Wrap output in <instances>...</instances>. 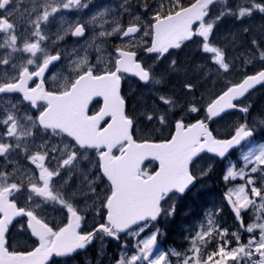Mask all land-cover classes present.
I'll list each match as a JSON object with an SVG mask.
<instances>
[{"label":"snow or ice","instance_id":"1","mask_svg":"<svg viewBox=\"0 0 264 264\" xmlns=\"http://www.w3.org/2000/svg\"><path fill=\"white\" fill-rule=\"evenodd\" d=\"M90 3L0 0V264H73L75 257L97 240L103 247L105 238H111L127 249V236L137 237L135 252L130 257L121 252L115 264H264V222L245 224L244 220L249 209L264 210V144L258 151L244 154L242 166L233 164L221 177L229 185L223 199L239 222L237 230L230 232L209 219L207 227L191 236L183 253L173 250L153 255L162 235L155 223L174 213V207H165L172 194H183L213 170L210 162L199 177L193 175L194 161L205 153L224 159L254 135V125L239 122L232 125L227 137L219 138L209 123L224 119L230 110L250 112L251 106L244 101L257 85L264 86V26L260 36L250 41L258 56L244 62L246 67L258 59L261 67L251 74L241 72L238 81H229L210 96L206 106L203 100H195L196 86L187 81L182 85L183 94L190 98L186 105L172 95H157L167 107L163 114L147 115V120L167 126L176 109L180 110L176 115L184 113L172 121L173 134L164 141L134 139L135 120L126 113L121 94L125 75L137 77L145 85L161 84L164 78L155 76V71L165 61L169 72H179L173 50L194 37L200 38V51L211 54L216 75L230 76L235 65L216 43L215 32L227 17L243 25L255 14L264 16V0H237L234 6L222 0L224 7L215 12L217 0H191L187 6L182 0H169L167 7H152L144 0L140 4L144 15L152 13L147 22L133 11V0H123L121 18L126 14L127 22L122 24L117 18L110 31L99 32L101 37L121 40L109 59L93 64L86 55L75 62L74 76L64 77L59 86H49L58 80L62 63L58 42L67 35L85 37L96 23V14L81 18ZM69 12L76 13L71 22L64 19ZM58 19L63 23L53 32L51 26ZM242 31L248 33L249 28ZM141 52L149 54L151 63L145 62ZM12 94H19L16 103ZM96 97L102 98L103 106L89 114ZM198 113H203L204 119L186 122L188 114ZM57 137L60 145L51 142ZM137 150L150 151L141 156V163L129 168L128 161ZM89 152L95 156L85 171L80 165L89 159ZM149 157L158 161V170L151 173L141 166ZM20 159L28 165L22 168ZM162 160L170 165L161 178ZM74 173H79V185ZM158 178L163 186L154 190ZM237 180L240 183L232 184ZM133 181L142 185L137 204L128 198ZM80 186L87 191L81 192ZM81 195H87L92 203L85 201L81 206ZM48 208L59 212L63 222L51 221L45 215ZM89 210L91 226L86 219ZM17 227L34 239L33 247L14 246L11 230ZM150 228L151 233L143 238ZM241 229L249 234L246 242Z\"/></svg>","mask_w":264,"mask_h":264},{"label":"rangeland","instance_id":"2","mask_svg":"<svg viewBox=\"0 0 264 264\" xmlns=\"http://www.w3.org/2000/svg\"><path fill=\"white\" fill-rule=\"evenodd\" d=\"M140 2L143 3L144 0H139V2H137V0H133V10L134 8H139ZM147 2L152 7H159L161 4H163L165 7L169 5V0H147ZM122 3L123 0H91L88 9L84 10L81 18L90 17L92 14H96L97 20L95 25L88 31H86L85 37L71 38V35H67L63 40H60L58 42V49L67 51V53H64V55H66V58L64 59V65L61 66V71H63L64 74L62 77L59 76L57 82H55L56 86H59L63 83L64 77H71L75 74L70 72L73 69V62H78L86 55L88 60L93 64L97 63L98 59L101 61H107L109 59V53L115 48V46L121 44V40L117 36L101 37L99 36V32L102 30L110 31L114 26L112 22L117 18H120V23H126V20H128L129 17L123 15L121 18ZM220 9L221 7H218L215 11H219ZM142 10L144 9L142 8ZM101 11L105 12V15L102 17L98 15V13ZM151 16L152 13H148V15L145 16L146 18L142 17V19L147 22L151 19ZM75 18L76 13L74 12H69L64 17V19L68 22H71ZM229 18L230 17H227L226 19ZM250 21L252 23V26H254L253 30L249 29L250 33L239 31L240 29L242 30L243 27H247V21L245 22V24L241 25L240 22L235 21L234 19L229 20L224 25V27L223 21L215 32L216 43L224 48L226 56L235 65L236 71H234L230 76L225 77L222 75H216L215 66L210 60L211 54H205L200 51V38L194 37L192 41H189V43L187 42V44H185V46H183L181 49L173 50L172 58L176 59L177 64L180 68L179 72H169L167 70L168 61H165L163 64H159L157 66L155 76L163 77V83L148 84V88H145L141 87L139 83H136L134 78H131L130 83L127 82V91L130 96L131 106L129 115L132 113L131 111L135 110L136 108H138L139 110L146 108L145 114L142 111H140L139 113L140 122L138 126L142 130L141 132L159 131L163 127L155 119H153L152 121L146 119V116L150 114L154 117L157 114H163L167 107L157 99L158 94L172 95L176 99H178L182 105H186L190 98L186 97L183 94L182 85L187 81L193 83L196 86L195 100H203L204 105L206 106L207 100L210 96H214L216 93H219L229 81L233 82V78L235 76H239L241 72H245V60L252 59L254 56H258V53L254 52L252 58L247 57V45L243 44V46L240 47L239 45L241 42L235 36L237 35L238 38H242L246 34L250 40L253 38V36L259 37L262 29L258 28V25L254 24L259 21L264 22V16L255 14L249 20V22ZM61 23H63V21L58 19L56 24L51 26V30L55 32V29H57V27H59ZM218 33L220 34V36L218 35ZM100 37L104 40V47L103 40H100V42H96V40H98ZM144 39L150 41V38ZM239 47L241 49L240 51H238ZM50 51L53 50L50 49ZM141 56L146 63H151L149 54L141 52ZM255 61H258V59H253L252 64H249V66H252L254 68L258 67V63ZM65 69L66 72H64ZM258 98L259 103H256L254 107L260 109V111L256 115L257 121L259 127L264 128V124L260 123V121H264V94L258 96ZM179 111V109L175 110V112ZM175 112L169 115V127L173 126L172 121H174L175 119H179L180 115H184V113L176 115ZM196 117L203 118V113L188 114L185 117L186 122H192ZM233 124H235V120L233 118H230L223 121L214 122L212 124V128L217 132V134L222 135L229 133ZM261 144H264V138H255L247 142L246 145H244L239 150V152L236 153L231 159H228L223 164L218 165L216 170H212V172L208 175L203 176L205 177L204 179L208 182L205 187H210L211 190L206 194H202L200 192V195H204L205 198H202L200 202L199 200L197 202L195 201L197 204L195 210H192V208L184 207L182 211H178L181 203H177V201H179L180 199L178 196H171L165 207H174V213L171 215L162 216L161 224L159 222L158 224L155 223V228H158L162 235L158 236L157 246L154 249L153 255H156L161 251L171 253L173 250L183 253V251L190 246L189 241L191 236L195 232L200 231L202 227H207L209 219H212L217 224H219V221H217V214H221L219 208L214 207L212 203H209L206 199L210 197H216L218 201H216L215 204H218L220 200L219 190L223 185V180L221 179V177L225 173V170L231 167L233 164H235L237 168L241 167L243 163L242 156L248 151H258ZM94 156L95 153H88L89 159L86 160L88 167H90L89 161L93 160ZM216 161L217 160L214 157L205 155L195 162L194 166L192 167V171L199 174L208 167L210 162L214 167ZM143 168L151 173L155 169V163L148 162L143 166ZM238 183H240L239 180L232 182V184ZM195 197L197 196L194 195V200ZM250 213L253 214L252 209H250ZM256 213L257 217L251 223L264 222V219H262L264 218V210H260L258 208ZM174 216H177L178 218L183 220V233L180 236L178 234H174L171 238L164 237L162 225L163 223L168 222ZM227 227L229 228V225H227ZM233 230L234 229L229 228L230 232ZM151 231L152 229L150 228L146 233L142 234L143 238H146L147 235L151 233ZM258 231L259 229L256 230V232ZM242 235H244L242 241L246 242L249 234L242 232ZM126 239L128 243L127 249H121L119 242L110 243V241L107 240L103 241L102 247L101 242L99 241L95 245V247L91 249L89 254L83 255L80 259L75 258L73 264H77L78 262H80L81 264H115V262L120 258L121 252L130 257L135 252V248L133 246L138 242V240L137 237L134 236H127ZM176 243L179 245H176ZM173 259L175 260L176 258L173 257Z\"/></svg>","mask_w":264,"mask_h":264},{"label":"flooded vegetation","instance_id":"3","mask_svg":"<svg viewBox=\"0 0 264 264\" xmlns=\"http://www.w3.org/2000/svg\"><path fill=\"white\" fill-rule=\"evenodd\" d=\"M26 1L27 0H24V2L26 3ZM237 2V0H228V3H229V5H231V6H234L235 5V3ZM142 2H140V4H141ZM182 3L185 5V6H187L189 3H190V0H182ZM218 7H224V5H223V3H222V0H219V1H217V4H216V6H215V8H214V12H215V10H216V8H218ZM136 14L137 13H139V14H141V17H144V18H146L145 16H144V10H142V7H140L139 6V8H134V10H133ZM126 15V14H125ZM127 16V15H126ZM126 16H125V18H126ZM233 18H229V19H226L225 18V20H224V24H223V27H224V25L229 21V20H232ZM126 22H127V20H126ZM221 25V24H220ZM246 25H247V27L249 28V29H251V30H253L254 29V26H252V23H251V21L249 22V20L246 22ZM254 25H258L257 27L258 28H261L262 29V26H264V22L263 21H259V22H257V23H255ZM56 30V29H55ZM240 32H243L241 29L239 30ZM220 33V32H219ZM218 33V35L220 36V34ZM248 33H250V32H248ZM71 38H77V37H73V36H70ZM237 39H239V41L241 42L240 43V47H242L243 46V44H245V45H247V48H246V56L247 57H249V58H252V55H253V53L255 52L253 49H252V47H251V44H250V39H249V37L245 34L242 38H238V36L236 35L235 36ZM100 40H103V38H99L98 40H96V42H100ZM233 41V40H232ZM150 42V41H149ZM188 43H189V41H187ZM187 42H185V44H187ZM144 46H146V45H144ZM103 47H104V40H103ZM240 47H239V49H238V51H240L241 49H240ZM51 50H53V49H51ZM60 50V53H61V55H62V63H61V65H60V67L58 68V70H57V75H58V78H59V76H63V71H61V66L62 65H64V59L66 58V55H64V53H67V51H64V50H61V49H59ZM66 50V49H65ZM94 55V54H93ZM255 62H257L258 64V67H252V66H249V65H247L246 66V69H245V71H247L249 74H251L255 69H258V68H260L261 67V64H260V62L259 61H255ZM74 64H75V62H73V64H72V68H74ZM249 66V67H248ZM248 68V69H247ZM64 72H66V69L64 70ZM70 72H72V73H74L73 72V69L70 71ZM74 76V75H73ZM234 80H233V82H236V81H238L239 79H240V75L239 76H235L234 78H233ZM130 81H131V76H129V75H125V77H124V79H123V81H122V86H121V94L125 97V100H126V113L127 114H129V112H130V110H131V106H130V96H129V93H128V91H127V82H129L130 83ZM135 81H136V83H139L140 85H141V87H145V88H148V85H145L143 82H139L138 80H136L135 79ZM57 82V81H56ZM31 86V85H30ZM49 86H56L55 85V83L54 84H50ZM126 91H127V93H126ZM262 94H264V86H258L257 88H255L253 91H251V94L247 97V99L244 101V102H246L247 104H249L251 107H250V112L248 113V114H245V113H243V112H240L239 110H236V111H234V112H231L230 114H228V115H226L225 117H224V119H217V120H215L214 122H219V121H223V120H226V119H230V118H233L234 120H235V123H239V122H247V123H249L250 125H254L255 126V131H254V136H253V138L252 139H250L249 141H251V140H253V139H255V138H257V139H260V138H264V128H261V127H259V125H258V121H257V114H258V112L260 111V109L259 108H257V107H254L255 106V104L256 103H259V98H258V96H260V95H262ZM11 99H12V102L13 103H16L17 101H18V99H19V94H12V96H11ZM102 104H103V100L101 99V98H95L91 103H90V105H89V114H93V113H95L98 109H100L101 107H102ZM26 106V102H25V104H22V105H20V107H21V109H23L24 107ZM213 127V126H212ZM213 129V128H212ZM213 131L215 132V133H217L214 129H213ZM227 135H228V133H226V134H217V136L218 137H221V138H224V137H227ZM248 141V142H249ZM52 143H56V144H58V145H60V143H61V141H60V138L59 137H57V138H54V139H52V141H51ZM247 143V142H246ZM246 143L245 144H243V146L244 145H246ZM242 146V147H243ZM242 147H240V148H238V149H236V150H234V151H232L231 152V154L230 155H228L224 160H222L221 161V164H223L224 162H226L228 159H231L236 153H238L239 152V150L242 148ZM89 153H94V152H89ZM114 154H118V153H116L115 152V150H114ZM205 156V155H204ZM203 157V156H202ZM202 157H200V158H202ZM199 158V159H200ZM3 163V161L2 160H0V164H2ZM19 164L21 165V167L23 168V167H25V166H27L28 165V162L27 161H24L23 159H20L19 160ZM218 164V160L216 161V163H215V165H214V167L216 166ZM80 167L82 168V169H84L85 171H87L88 170V166H87V163H86V160L85 161H83L82 163H81V165H80ZM213 167V168H214ZM194 173V172H193ZM195 175H197L198 177H199V174H197V173H194ZM205 177H202V178H198L197 179V183H196V185L193 187V189L190 191V194H192L193 195V198H194V195H196L197 197H195V201L197 202L198 200H199V202L202 200V198L201 197H198V196H201L200 195V192L202 193V194H206V193H209L210 192V190H211V188L210 187H208V188H206V187H199L200 185H207V181L204 179ZM73 179H74V181H76V184L77 185H79V181H80V176H79V173H74L73 174ZM69 183L71 184V183H73V181H69ZM222 183H223V185H222V188L219 190V195H221V197H220V200H219V202H218V204H215V202L216 201H218L217 200V198L216 197H210V198H208V199H206L209 203H212V205L214 206V207H216V208H219V210L222 208L223 209V211H220L221 212V215H220V223H219V225L221 226V227H227V225H228V223L230 222L229 221V216H230V220H231V222L234 224V227H236V229H234L233 231H236L237 230V227H238V224H239V222L238 221H236L235 220V218H234V213L231 211V209H230V207L229 206H227V204H226V202L224 201V199H223V194L225 193V191H226V188L229 186V185H226L225 183H224V181H222ZM80 190H81V192H86L87 191V189L85 188V187H83V186H80ZM208 195V194H207ZM173 196H177V195H173ZM79 199H80V201L82 202V205L81 206H83L84 205V202L85 201H87V203L88 204H91L92 202H91V200L88 198V196L87 195H81L80 197H79ZM258 203H259V201H257V205H258ZM257 209H258V207H257ZM257 209H252V211H253V214H251L250 213V209L248 210V212H246L245 214H244V220H245V224H248V223H251V222H253L255 219H256V217H257ZM45 215L51 220V221H53L54 223H62L63 222V216L59 213V212H57V211H53L51 208H48L47 210H46V212H45ZM215 218H216V216H215ZM86 219L89 221V226H91V223H92V213H91V211L89 210V212L86 214ZM21 222H24L23 220L21 221ZM158 222V221H157ZM156 222V223H157ZM158 224V223H157ZM228 228V227H227ZM241 232H243V229H241L240 230ZM246 233V232H245ZM11 236H12V242H13V244H14V246H16V247H19V248H21V249H23V248H25V247H27V248H31V247H33L34 246V239L33 238H30L28 235H27V233H23L20 229H19V227H17V228H15V229H12L11 230ZM243 237H244V235H242V240H243ZM105 240H107V241H110V243H118L117 241H115V240H112L111 238H105ZM99 242V240H97V241H95L94 243H93V245H91L88 249H86V250H82L81 251V253L79 254V255H77L75 258L76 259H80L83 255H85V254H89V252L91 251V249L93 248V247H95V245L97 244ZM59 259H62V258H59ZM57 264H59V262H57ZM77 264H81L80 262H78Z\"/></svg>","mask_w":264,"mask_h":264},{"label":"trees","instance_id":"4","mask_svg":"<svg viewBox=\"0 0 264 264\" xmlns=\"http://www.w3.org/2000/svg\"><path fill=\"white\" fill-rule=\"evenodd\" d=\"M191 2V0H190ZM140 111H142L145 114L146 108H143L141 110H139L138 108H136L135 110L131 111L132 113L130 114L134 119H135V126H134V136L137 139H153V140H163V139H168L172 133L173 130V126L169 127V125L167 126H163L161 130L159 131H148V132H141L142 130L139 128L138 124L140 122V118H139V113ZM204 118V115H203ZM221 162H219L214 168L213 171L216 170L218 165ZM206 185H200L199 187H205ZM221 197V195H220ZM201 198H205L204 195H201ZM179 201H177V203H181L179 210L178 211H182L184 207H188V208H192V210H195L197 207V204L193 198L192 194H186L185 196H181L179 197ZM220 215L221 214H217V218L219 221L218 223H220ZM230 216H229V228L230 229H235L236 227H234V224L231 222L230 220ZM162 222V218L160 219L159 223L161 224ZM161 226V225H160ZM183 226H184V222L183 220H181L180 218H178L177 216L172 217L168 222L163 223L162 228L164 231V237H172L174 234H178L179 236L182 235L183 233ZM176 245H179L176 243Z\"/></svg>","mask_w":264,"mask_h":264},{"label":"water","instance_id":"5","mask_svg":"<svg viewBox=\"0 0 264 264\" xmlns=\"http://www.w3.org/2000/svg\"><path fill=\"white\" fill-rule=\"evenodd\" d=\"M218 1V0H217ZM131 76V75H130ZM132 77H134V76H132ZM135 78H137V77H135ZM138 79V78H137ZM258 86H260V85H257L256 86V88L258 87ZM252 91V90H251ZM96 98H100V97H96ZM95 99V98H94ZM93 99V100H94ZM102 99V98H101ZM102 106H103V104H102ZM235 110H238V109H235ZM235 110H230V112H233V111H235ZM215 119H217V118H215ZM195 122V121H194ZM207 122V121H206ZM209 127H210V123H209ZM211 129V128H210ZM254 136V135H253ZM133 137H134V134H133ZM134 139H136L135 137H134ZM166 140V139H165ZM139 141V140H138ZM151 141H153V142H161V141H164V140H159V141H157V140H151ZM148 151H150V150H137V153L136 154H134L133 155V157H131L130 159H129V161H128V167L129 168H133V167H135L137 164H139V163H141L142 161H141V156H143V155H145V154H147V152ZM206 154V153H205ZM157 155L159 156L160 154L159 153H157ZM202 155H204V154H201V156ZM210 155H212L213 156V154H210ZM199 158V157H198ZM197 158V159H198ZM219 159V158H218ZM225 159V158H224ZM224 159H220V160H224ZM148 161H153V159L152 158H147L143 163H142V165L141 166H143L146 162H148ZM155 161V160H154ZM157 162V168H156V170H158V161H156ZM195 162V161H194ZM169 165H170V162L169 161H167V160H162L161 161V178L166 174V172H167V168L169 167ZM155 170V171H156ZM194 175V174H193ZM161 178H158L157 179V182L153 185V189L155 190V189H158V188H160V187H162L163 186V180L161 179ZM196 183H197V180L183 193V194H179V193H177V194H179V195H184V194H186L189 190H191L195 185H196ZM141 189H142V185H140V184H138L137 182H132L131 184H130V186H129V189H128V198H129V201L132 203V204H137L139 201H140V199H141V196H142V191H141ZM175 194V193H174Z\"/></svg>","mask_w":264,"mask_h":264}]
</instances>
